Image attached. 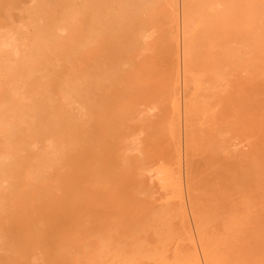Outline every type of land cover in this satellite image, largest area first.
<instances>
[{
    "label": "bare ground",
    "instance_id": "obj_1",
    "mask_svg": "<svg viewBox=\"0 0 264 264\" xmlns=\"http://www.w3.org/2000/svg\"><path fill=\"white\" fill-rule=\"evenodd\" d=\"M0 264H264V0H0Z\"/></svg>",
    "mask_w": 264,
    "mask_h": 264
}]
</instances>
